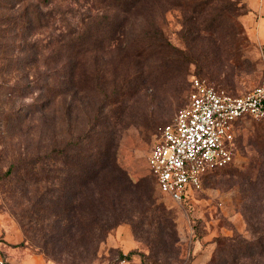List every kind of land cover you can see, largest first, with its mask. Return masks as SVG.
I'll return each mask as SVG.
<instances>
[{
  "label": "rangeland",
  "instance_id": "1",
  "mask_svg": "<svg viewBox=\"0 0 264 264\" xmlns=\"http://www.w3.org/2000/svg\"><path fill=\"white\" fill-rule=\"evenodd\" d=\"M109 2L0 0V255L14 264H264L263 121L238 123L234 162L208 174L187 202L156 186L150 201L140 192L193 78L233 95L262 82L264 43L252 37L247 0H154L143 16L120 17L125 32L107 52L74 55L87 13ZM66 144L80 156L68 173L59 153ZM103 147L139 184L128 188L110 171L103 184L112 183L113 197L99 202L79 177ZM73 204L83 223L96 207L113 226L97 255L82 252L60 223Z\"/></svg>",
  "mask_w": 264,
  "mask_h": 264
},
{
  "label": "built area",
  "instance_id": "2",
  "mask_svg": "<svg viewBox=\"0 0 264 264\" xmlns=\"http://www.w3.org/2000/svg\"><path fill=\"white\" fill-rule=\"evenodd\" d=\"M243 119L264 120V77L241 95L193 78L187 106L163 127L148 158L159 190L177 204L189 200L208 174L235 160L236 130ZM0 264L14 263L0 255Z\"/></svg>",
  "mask_w": 264,
  "mask_h": 264
},
{
  "label": "trees",
  "instance_id": "3",
  "mask_svg": "<svg viewBox=\"0 0 264 264\" xmlns=\"http://www.w3.org/2000/svg\"><path fill=\"white\" fill-rule=\"evenodd\" d=\"M98 1L103 4L106 3V5H107V1L110 2L108 4V7L105 8V11L104 10L100 11L98 8L95 9V5H94L87 13V16L83 20L85 22H82L80 25L81 26L80 29L82 31L76 36L77 42L75 43L74 55L80 54L82 52L81 50L83 51L90 50L92 53L95 52L98 53V55H100V53L104 54V52L108 51L107 48L114 45V42L116 41H118V43L121 42L120 38H122L121 37L122 33L125 31L122 28V24H120L121 22L120 17L124 13L126 15L132 14L137 10L142 15V10L148 12L150 10L151 4L153 5L154 3V0H98ZM141 2L142 5L140 6ZM183 4H186V0H179V5L183 6ZM204 4H206V2H203V5ZM200 5L202 4L200 3ZM105 26H107L106 28H108L109 31L102 34L101 32L103 31ZM112 32L114 34H110ZM149 32L150 31L144 33V37L141 40L143 46H138V48L140 47L141 48L137 51V55H141L145 51L143 48L146 46V44L143 40L148 39ZM86 43H90V45L92 46H90L89 48H83V45H85ZM77 63L78 61L76 60V62H74V69ZM96 77H97L98 86L102 85L103 80L102 81L100 80L101 77L100 72H97ZM74 78L75 76L73 73L72 80ZM261 121L264 122V120ZM258 144L261 146V148L262 147L264 148V142L259 141ZM70 149H75V148H71V145L66 144V146H64L59 150V153L63 157L62 161L65 165V170L67 171L66 173L74 169V166L76 165V163L79 161L80 158L78 154L70 155L69 152ZM78 149H79L78 153L82 156L85 150L82 148L81 144L79 145ZM233 151L235 155V145ZM233 162L234 161H232L231 163H229L228 165L222 168L213 170L211 173L227 168ZM110 171L115 173L118 179L120 177L121 179L123 178L128 180L126 172L118 164L117 152L114 150L110 151L105 147H103L98 152V156L95 161H87L82 167V174L79 177L81 181L80 183L83 184L82 187L85 186V188H89V189L90 187H92L90 191V196H92V198L96 197L99 200V202H102L103 200L105 201L108 198V196L113 197L112 191L115 188L113 187L112 183H109V185H107L106 187L105 184H103V182L105 181V175ZM151 176H152L151 183L149 182V184L147 186H144V188H142V190L140 191L143 192V194H146L147 201H150V197L152 196L149 191L150 188L152 187L154 188V186H156V188L159 190L156 177L152 173ZM262 178L264 182V169H262ZM128 181L129 184L126 185V187L128 188L135 187L139 184V183L137 184V182L136 184H134L130 180ZM253 182L255 181L253 180ZM159 192L164 196V194L160 190ZM91 209H94L91 214L94 215L95 218L92 217L91 221H87L86 223H83L81 221V218L84 215L83 212L85 211L83 210V212H81L73 204L72 207L68 208L67 211L64 210V214H66V217H64V219H62L60 223L62 224L63 227L67 228L66 232H70L68 236L75 244L82 243L81 245L83 249L82 252L88 255L89 254L97 255L99 253L101 244L105 241L110 229H112L113 226H110L107 223H103V221L99 218L98 213L101 212L99 208L92 207ZM134 253H135L134 251H130L127 254L120 252L119 255L121 259H130ZM73 257L77 258L75 254H73Z\"/></svg>",
  "mask_w": 264,
  "mask_h": 264
},
{
  "label": "crops",
  "instance_id": "4",
  "mask_svg": "<svg viewBox=\"0 0 264 264\" xmlns=\"http://www.w3.org/2000/svg\"><path fill=\"white\" fill-rule=\"evenodd\" d=\"M252 9L254 18L251 17V33L254 40L264 43V0H247Z\"/></svg>",
  "mask_w": 264,
  "mask_h": 264
}]
</instances>
